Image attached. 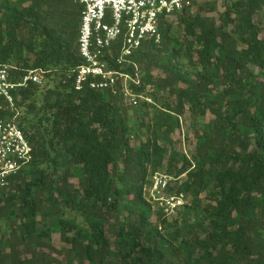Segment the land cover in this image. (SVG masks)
Returning <instances> with one entry per match:
<instances>
[{
    "label": "trees",
    "instance_id": "obj_1",
    "mask_svg": "<svg viewBox=\"0 0 264 264\" xmlns=\"http://www.w3.org/2000/svg\"><path fill=\"white\" fill-rule=\"evenodd\" d=\"M263 8L264 0H233L217 19L186 5L162 25L160 43L142 44L132 60L146 80L131 87L151 84L153 103L142 104L153 111L132 136L119 89L73 88L80 6L0 0V61L16 77L41 68L54 83L39 108L40 86L12 92L37 120L19 123L32 159L0 187V264H264V43L253 22ZM123 68L134 76L132 65ZM5 106L0 97V118L13 115ZM185 107L214 118L196 131L192 158L174 148L167 157L166 174L184 177L167 191L190 197L179 224L153 209L144 187L163 167ZM53 232L66 245L63 259L42 254Z\"/></svg>",
    "mask_w": 264,
    "mask_h": 264
},
{
    "label": "built area",
    "instance_id": "obj_2",
    "mask_svg": "<svg viewBox=\"0 0 264 264\" xmlns=\"http://www.w3.org/2000/svg\"><path fill=\"white\" fill-rule=\"evenodd\" d=\"M80 6L77 52L81 63L72 68L73 88L84 85L101 90L119 89L124 97L136 103V97L125 87L139 86L138 67L132 60L134 53L146 42L160 43L163 24L191 0H71ZM116 64L119 68H114ZM133 66L134 76L124 70ZM138 79V80H136ZM42 86L45 71L30 69L19 77L11 72L9 64L0 61V97L11 117L0 118V187L7 185V178L22 169L32 159V146L16 121L17 106L13 91L29 84ZM132 88V87H130ZM169 175L153 174V191L164 190ZM184 195H166L154 198L163 213H171L183 205Z\"/></svg>",
    "mask_w": 264,
    "mask_h": 264
},
{
    "label": "rangeland",
    "instance_id": "obj_3",
    "mask_svg": "<svg viewBox=\"0 0 264 264\" xmlns=\"http://www.w3.org/2000/svg\"><path fill=\"white\" fill-rule=\"evenodd\" d=\"M233 0H191V9L190 13L195 14L198 13L201 16H213L218 19L219 15L223 13L226 9V5H230ZM210 4H215V10L210 11L209 10V5ZM253 22L256 23L257 29H258V36L259 38L263 41L264 43V8L260 11H258L254 16H253ZM231 26H229L230 28ZM172 32L178 39L183 40L185 37L183 36V32L181 27L177 25V23H174L172 25ZM251 69L254 73H257L259 69L257 67L251 66ZM138 79H141L143 77L142 81L146 80V77L144 76V73H141L140 70L137 71ZM152 75V83L154 84L156 82L157 77L159 76V72L156 68L152 69L151 72ZM136 79V80H138ZM140 80V83H142ZM46 82V81H45ZM130 83L131 81L128 80L125 82V87H127L129 92H132L134 96L136 97V103H133L130 99L129 96L124 97L122 101L119 102V105L125 109V113L127 115V120L128 124L130 126L131 134L132 136L135 134V132L138 130L139 124L141 120L147 121L153 111V108L145 106L142 104L143 101H146V103H153V99L149 95V93L152 91L151 84H146L144 87V90L142 92H137L135 89L132 87L130 88ZM139 83V85H140ZM53 81L52 79H49L48 82L44 83V85L40 86L38 93L35 95V103H36V108H39L41 104V97L45 89L53 86ZM134 87H136L134 85ZM156 95L158 98H165L168 101H171L172 103H175L174 98L168 97L163 91L161 90H156L155 91ZM17 118L16 121L21 123L24 119H34L35 121L37 118H35L34 113H28L27 109L25 108V105H21L17 107ZM214 116L207 112L203 116H193L190 114V112L187 110V107H185V110L183 113L179 116V127L175 129V131L169 136L170 140L169 143L167 144V153L164 159V164L161 169H159L158 172L161 175L166 174V163H167V157L170 152L171 148H174L176 151H178L180 154H183L187 158H192V156L195 153V133L200 129V127L203 124L209 123L213 120ZM23 124V123H22ZM142 132L144 131V128L141 130ZM131 136V137H132ZM144 136L142 135L140 139H135L132 137V140L139 142L142 140ZM154 172V173H156ZM151 173L147 176L148 178V183L144 187V196L150 201L153 209H159V204L158 201H156L157 197L161 196H166V195H173L169 194L167 191V187L174 186L176 185L179 180L183 179V175L178 178V180L170 178L167 187H165L164 190L160 191H153V174ZM167 175V174H166ZM81 176L80 170L78 168L73 169V174L69 178V182L72 183L73 185H77L78 179ZM171 177V176H170ZM204 194H201V197H203ZM206 200L202 198V202H205ZM183 205H190V197H185L183 198ZM183 205L179 206L176 208L173 212L165 214L167 220L171 223H173L175 220L178 221V223H182L183 215H184V207ZM67 217H76L77 221L81 220V217L79 215H75L73 212H67L66 213ZM190 215H187V219L189 218ZM152 221H155V214H152L151 217ZM192 221V219H191ZM1 227H3V230L6 229V225L3 224V222H0ZM46 241V240H45ZM47 245L41 247L42 254L46 256H53L57 259H63L64 256V251L66 249L65 243L60 239L59 233L58 232H53L51 234L50 240L46 243Z\"/></svg>",
    "mask_w": 264,
    "mask_h": 264
}]
</instances>
